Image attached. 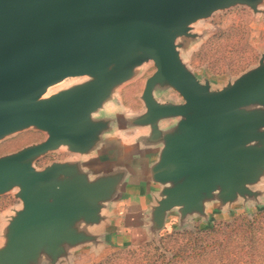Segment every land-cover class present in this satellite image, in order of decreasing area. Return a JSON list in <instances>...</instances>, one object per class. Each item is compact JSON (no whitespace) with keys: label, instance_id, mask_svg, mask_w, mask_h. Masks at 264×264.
<instances>
[{"label":"water","instance_id":"1","mask_svg":"<svg viewBox=\"0 0 264 264\" xmlns=\"http://www.w3.org/2000/svg\"><path fill=\"white\" fill-rule=\"evenodd\" d=\"M263 2L0 0V141L28 129L46 134L0 156V196L16 190L20 202L3 217L0 264H62L82 247L117 246L109 232L112 207L134 160L93 167L87 159L103 155L107 137L119 130H145L134 147L156 151L147 169L157 187L148 210L151 237L173 218L207 222L263 204L264 54L219 87L180 57L185 41L197 37L198 21L235 6L258 13ZM149 63L143 112L105 114L117 90ZM74 78L85 79L45 96ZM60 148L75 159L35 168Z\"/></svg>","mask_w":264,"mask_h":264},{"label":"rangeland","instance_id":"2","mask_svg":"<svg viewBox=\"0 0 264 264\" xmlns=\"http://www.w3.org/2000/svg\"><path fill=\"white\" fill-rule=\"evenodd\" d=\"M193 32L197 37L185 41L180 51L183 63L200 80H209L211 87L222 86L255 66L264 54V2L258 13L252 12L245 6H235L215 12L210 18L198 21L193 27ZM153 72V64L149 63L139 77L117 90L114 100L108 103L104 113L127 116L143 112L144 108L139 96L145 79ZM84 79L64 80L49 88L45 96ZM166 97L180 101L172 93ZM144 131L143 129L121 131L118 135L126 141L129 135L133 136ZM45 138V133L34 129L15 133L0 141V156L41 142ZM72 159L75 157L60 148L37 160L35 168L42 169L52 162ZM15 191L0 196V229L4 224L3 217L12 209L20 208V202L14 198ZM257 215L255 221L257 228H264V203L218 214L207 222L195 216L187 217L183 222L171 218L172 221L164 230L153 237L148 232L139 231L134 233V237L127 234L115 247L105 248L103 242H99L93 248L82 247L71 255L67 263L62 264H151L153 262L166 264L174 259L175 254L184 257L183 261H190L192 258H187V255L220 240L222 235L229 231L228 227L234 228L245 224L242 219L252 222ZM219 231L223 232L219 233ZM183 261L177 262L182 264Z\"/></svg>","mask_w":264,"mask_h":264},{"label":"crops","instance_id":"3","mask_svg":"<svg viewBox=\"0 0 264 264\" xmlns=\"http://www.w3.org/2000/svg\"><path fill=\"white\" fill-rule=\"evenodd\" d=\"M164 125L166 126V124ZM130 130L138 129L116 131L107 137L109 145H107V150L103 155L99 154L87 159L89 161L95 160L93 167H102L107 164L114 165L124 161L128 163L134 160L132 162L133 176L128 181L122 198L112 207L113 222L109 226V232L114 245H119V240H122L127 234L134 237V233L136 232H147L148 210L153 202L151 196L157 190V187L149 181L147 171L150 163L156 160V151L142 153L134 147V141L137 136L145 133V131L133 136L129 135L126 141L122 140L118 135L121 131L128 132ZM214 209V207H210L208 209L209 214L215 215ZM113 225L117 228L115 229ZM115 236L117 237L116 240H114Z\"/></svg>","mask_w":264,"mask_h":264},{"label":"trees","instance_id":"4","mask_svg":"<svg viewBox=\"0 0 264 264\" xmlns=\"http://www.w3.org/2000/svg\"><path fill=\"white\" fill-rule=\"evenodd\" d=\"M257 218L258 215L252 222L242 219L245 224L234 228L228 225L230 232L223 234L220 240L186 256L192 260L183 261L184 257L175 254L166 264H178L177 261H183L182 264H264V228H257Z\"/></svg>","mask_w":264,"mask_h":264}]
</instances>
